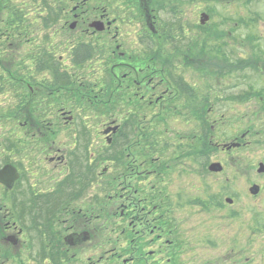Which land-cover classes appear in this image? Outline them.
I'll return each mask as SVG.
<instances>
[{"label": "flooded vegetation", "instance_id": "obj_1", "mask_svg": "<svg viewBox=\"0 0 264 264\" xmlns=\"http://www.w3.org/2000/svg\"><path fill=\"white\" fill-rule=\"evenodd\" d=\"M53 1L69 9L48 32L61 40L55 49L51 43L49 75L43 78L42 68L30 73L26 63L38 65V53L11 58L10 35L0 38V93L19 87L16 107L34 115L22 123L34 129L14 160L7 139L3 147V159L10 154L3 164L11 160L19 177L0 189L23 219H0V264H264V50L247 51L238 63L228 53L219 73L199 58L193 81L182 69L196 50L162 46L163 34H185L181 7L167 10V0ZM202 13L205 25L210 16ZM23 37V45L32 41ZM45 93L56 108L42 126L38 105ZM74 96L85 110L92 105L101 120L95 128L74 121L66 106ZM111 111L116 118L104 122ZM174 118L188 127L173 139L160 125ZM74 145L90 171L92 162L117 165L118 186L87 189L89 176L83 189H58L76 172L68 162ZM170 166L179 167L177 189L170 186Z\"/></svg>", "mask_w": 264, "mask_h": 264}, {"label": "rangeland", "instance_id": "obj_2", "mask_svg": "<svg viewBox=\"0 0 264 264\" xmlns=\"http://www.w3.org/2000/svg\"><path fill=\"white\" fill-rule=\"evenodd\" d=\"M16 2L18 1H23L22 3H18L24 13L28 15V21L34 20L33 16L38 18V14L34 12V7L37 10L38 9V1L37 0H14ZM25 1V2H24ZM50 2V1H49ZM48 2V3H49ZM47 4V3H46ZM45 4V5H46ZM61 4V3H60ZM44 5V6H45ZM171 6L170 8L168 6ZM181 9L185 11L183 15L185 14V18L183 20L185 21L186 24V29H185V34H181V38L179 33H166L163 34L166 38H163V50H170L172 48H175L179 46L180 48H185L187 51L190 50V48H194L196 52L192 54L190 57H192L193 61L190 62L188 66H183L182 72L189 74L188 77L193 79L195 81V78L197 74L199 73V70L196 69L195 67L198 66L196 61L199 58H205L206 59V64L208 67H213L216 69L217 73H219L222 69L219 65H222L226 62V58L229 57L228 53L232 57L235 58V63H238L243 56L246 55V52L249 51H254V52H262L264 50V0H184V5L183 4H178L177 1L174 0H167L166 1V9H175L178 10ZM2 8V6L0 7ZM42 10V9H40ZM61 11V10H60ZM201 11H204L208 13L210 16V19L205 23V25H200L199 24V18H200V13ZM41 12V11H40ZM43 15L46 17L48 12H45L42 10ZM164 15L167 14L166 11L163 12ZM61 15V14H60ZM243 19V22L241 21ZM48 21H51V19H48ZM58 24V27L61 26V21L56 22ZM34 25L31 24V26ZM234 26V28L231 30V33L228 32L231 27ZM57 26L55 25L53 29L55 30ZM53 32V31H51ZM41 34H36V36H40ZM49 36H53V40L50 41L52 43L54 49L56 48V42H61L60 40V35L58 36L52 33H50ZM44 35H41V38H43ZM230 42V43H229ZM12 50L15 51L16 56L15 58H27L28 56L32 55L33 52H35L36 48L28 49V46L21 45L19 42H13L12 43ZM63 47V46H62ZM178 47V48H179ZM59 47L58 49H60ZM177 48V49H178ZM232 50H230V49ZM177 57V56H176ZM30 58V57H29ZM28 58V59H29ZM218 59L219 61L217 62L215 59H213V62L210 59ZM197 64V65H196ZM17 69L21 68L18 64L15 65ZM76 69V68H74ZM46 71L43 72V78L45 77ZM238 73L237 69L235 70V75ZM98 74V71H96V76ZM236 82H240V78H235ZM94 80L90 81V85L92 86ZM78 85V81L76 82ZM97 88V87H95ZM50 89V88H49ZM70 89L69 91H71ZM17 91V90H16ZM15 89L13 87L9 90V93H4L0 95V115H3V112L7 110L4 109L9 105V112H11L10 120L7 119L4 121L5 117L1 116L0 117V139H11L13 142L11 146L13 145L19 146V143L24 141L25 137H31L30 131H33L34 128H29L27 130V126H22L20 123L22 121L23 115L26 118V121L29 120V116H32L30 110L26 109V114L19 115L17 114V107L16 104L18 103V99L14 97L16 94ZM64 95L67 94L66 90L62 92ZM97 93V92H95ZM94 93V94H95ZM6 96V97H4ZM87 96V95H84ZM93 99V95H88ZM24 102H28L30 99V94H25L23 97ZM43 101H40V104L38 107H42L41 110L39 111H44L45 113L41 114L40 120L42 122V126H44L49 119L52 117H55V113L51 112L55 110L56 106L53 108L51 101L53 100V95L51 93H45L42 96ZM74 102L71 101L72 107L69 105H66L68 108H73V114L75 115L74 121L76 122H87L91 123L92 127H96V122H101L100 119H98V116L93 113V108L92 105H90V109H87L83 112H79L78 108L82 105L80 101H78L77 96H74ZM6 104H8L6 106ZM85 105V104H84ZM82 113V114H79ZM16 115V116H15ZM89 116V117H88ZM107 119V121L104 122H109L110 120L116 118L117 113L114 111L108 112L104 115ZM44 123V124H43ZM145 127L144 124H140ZM47 126V124L45 125ZM70 127V126H69ZM185 127L183 125V122H181L178 118H174L167 124L161 123L160 128L161 129H166V134L170 136L171 138H176L179 132L184 131ZM148 130L147 128H145ZM156 128H153L149 130L156 136H158V132L156 131ZM69 134V139L73 138V130ZM93 131V129L90 130V132ZM189 131H193L192 129H189ZM78 139V137H75ZM74 138V139H75ZM81 138V137H80ZM89 138H95L94 135H91L89 133ZM5 141V140H4ZM70 144L72 142L70 141ZM97 145V144H95ZM71 146V145H70ZM92 148H96L97 146H92ZM160 148V147H158ZM75 151V152H74ZM171 157L173 158V155L177 153V151H173V149H170ZM2 150L0 148V164L5 159L3 158L2 155ZM9 153H11V159H14V156L18 155V150L13 149V150H8ZM20 154V153H19ZM10 155V154H9ZM82 152L81 148L80 150L78 149V146H73L71 151L68 153V162L70 163L71 161L75 162V170L76 172L73 173V176L68 177L64 184L58 187V189H71L72 191H76L78 189H83L85 184L84 182L88 180L90 176V183H88L87 189H113V186H118V182L114 178L115 175L117 174L118 166L111 164L110 162H103L99 166L94 165L95 162L91 163V171L89 166L85 163V160L82 157ZM68 162L63 161L58 165L57 170H60V167L64 166L65 164H68ZM172 162H175L172 161ZM82 165V168L80 166ZM109 166V170L107 171L106 174H102V168L105 166ZM72 169L74 168V164L72 162ZM104 165V166H103ZM174 165V164H173ZM78 169L83 170V175L81 176L78 175ZM63 170V168H62ZM169 171V178H170V186L171 188H176L181 185L180 183V173H179V167L175 166H170L168 168ZM99 172H101L99 176ZM105 175V176H104ZM83 176V178H82ZM155 183L156 180H154ZM24 182V181H22ZM46 181H42V183L38 184V187L41 189H46L48 186ZM101 186H100V185ZM158 184V183H157ZM73 185V186H72ZM75 185V186H74ZM23 186V183H21L20 187ZM73 187L75 189H73ZM69 195L71 193H68ZM105 199H108V196L105 197ZM17 201V200H16ZM15 201V202H16ZM108 204L110 207H113V203ZM0 219L2 221L8 220L11 222H16L17 224H20L19 220L23 219L22 212L20 208L14 203V201L8 199L5 195H3L2 189H0ZM5 214V218L4 217ZM18 226V225H17ZM11 264H13L11 262Z\"/></svg>", "mask_w": 264, "mask_h": 264}, {"label": "water", "instance_id": "obj_3", "mask_svg": "<svg viewBox=\"0 0 264 264\" xmlns=\"http://www.w3.org/2000/svg\"><path fill=\"white\" fill-rule=\"evenodd\" d=\"M17 176L15 168L10 165H6L0 169V182L5 183L9 187Z\"/></svg>", "mask_w": 264, "mask_h": 264}, {"label": "trees", "instance_id": "obj_4", "mask_svg": "<svg viewBox=\"0 0 264 264\" xmlns=\"http://www.w3.org/2000/svg\"><path fill=\"white\" fill-rule=\"evenodd\" d=\"M9 19L11 20L10 25H18L19 24V15L18 14H14V15L10 16Z\"/></svg>", "mask_w": 264, "mask_h": 264}]
</instances>
